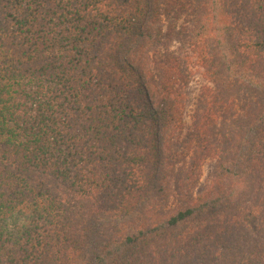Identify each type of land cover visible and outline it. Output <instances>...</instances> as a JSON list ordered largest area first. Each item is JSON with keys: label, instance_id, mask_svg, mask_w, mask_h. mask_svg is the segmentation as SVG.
I'll list each match as a JSON object with an SVG mask.
<instances>
[{"label": "trees", "instance_id": "obj_1", "mask_svg": "<svg viewBox=\"0 0 264 264\" xmlns=\"http://www.w3.org/2000/svg\"><path fill=\"white\" fill-rule=\"evenodd\" d=\"M0 264H264V0H0Z\"/></svg>", "mask_w": 264, "mask_h": 264}, {"label": "rangeland", "instance_id": "obj_2", "mask_svg": "<svg viewBox=\"0 0 264 264\" xmlns=\"http://www.w3.org/2000/svg\"><path fill=\"white\" fill-rule=\"evenodd\" d=\"M179 45H175V48ZM205 84V80L200 72H196L194 69L193 75L191 77V81L187 90V94L189 97L188 105L186 109V123L188 126L191 125L192 122V115L197 107V101L200 94V90ZM214 173V163L208 162L203 169L202 180L200 183V190H203L205 187L206 182L213 176Z\"/></svg>", "mask_w": 264, "mask_h": 264}]
</instances>
